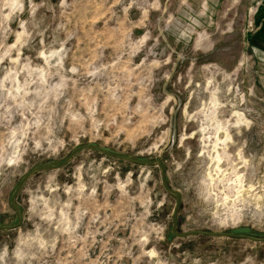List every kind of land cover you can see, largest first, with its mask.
Returning a JSON list of instances; mask_svg holds the SVG:
<instances>
[{"label":"rangeland","instance_id":"obj_1","mask_svg":"<svg viewBox=\"0 0 264 264\" xmlns=\"http://www.w3.org/2000/svg\"><path fill=\"white\" fill-rule=\"evenodd\" d=\"M263 11L0 0V264H264Z\"/></svg>","mask_w":264,"mask_h":264},{"label":"water","instance_id":"obj_2","mask_svg":"<svg viewBox=\"0 0 264 264\" xmlns=\"http://www.w3.org/2000/svg\"><path fill=\"white\" fill-rule=\"evenodd\" d=\"M85 147H90V148H94L98 151H101L103 153H106L108 155H111L113 157H117L120 159H125L128 161H132L135 163H141V164H151V163H155V162H159L161 163V171H162V179H163V183L164 186L167 190H169L170 192H172L175 195H178L180 198V194L179 192L174 189L171 188L169 186V184L167 183L166 180V173H165V167L162 164V161L160 158H156L155 160L152 161H144L141 159H137L134 157H131L129 155H125V154H121V153H116L114 151H110L109 149L105 148V147H101L98 145H94V144H90V145H86ZM82 147H77L70 156H68L65 160H63L60 164H43V165H37L35 167H33L31 170H29L24 177L21 179V181L19 182V184L17 185V187L15 188L12 197H11V203L14 206V208L18 211L19 215H20V219L19 221H17L14 224H9V225H3L0 223V228L2 229H14L17 228L18 226H20L23 222V210L20 206L17 205L16 203V196L18 191L20 190V188L22 187V185L24 184V182L26 181V179L35 171H39V170H46V169H51L54 167H61L63 165H65L73 156V154H75L76 152H78ZM180 205V199L178 200L176 207H175V224L173 226V231L175 232V234L180 235V236H186V235H190V234H200V235H207V236H215V237H228V238H248L251 239L253 241H264V237H259V236H255L252 235L250 233L244 232V230L241 229H237V230H232V231H207V230H192L190 232H186V233H178L176 232L175 228L177 227V210L179 208Z\"/></svg>","mask_w":264,"mask_h":264},{"label":"bare ground","instance_id":"obj_3","mask_svg":"<svg viewBox=\"0 0 264 264\" xmlns=\"http://www.w3.org/2000/svg\"><path fill=\"white\" fill-rule=\"evenodd\" d=\"M239 178V177H238ZM243 180V179H242ZM240 184V183H239ZM243 188V187H242Z\"/></svg>","mask_w":264,"mask_h":264},{"label":"crops","instance_id":"obj_4","mask_svg":"<svg viewBox=\"0 0 264 264\" xmlns=\"http://www.w3.org/2000/svg\"><path fill=\"white\" fill-rule=\"evenodd\" d=\"M264 12V11H263Z\"/></svg>","mask_w":264,"mask_h":264}]
</instances>
